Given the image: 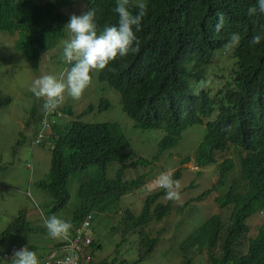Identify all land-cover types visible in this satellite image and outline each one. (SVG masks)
I'll use <instances>...</instances> for the list:
<instances>
[{"label":"trees","instance_id":"trees-1","mask_svg":"<svg viewBox=\"0 0 264 264\" xmlns=\"http://www.w3.org/2000/svg\"><path fill=\"white\" fill-rule=\"evenodd\" d=\"M79 1L85 4L79 15L90 8L96 10L98 33L106 25L118 24L116 0H0L1 37L11 38L36 69L35 61L42 54L51 52L61 40L68 41L66 25L72 15L67 10ZM145 2L147 15L136 32L139 52L110 63L114 71L101 70L97 79L118 93L121 110L133 127L161 133L156 151L149 159L138 156L119 123L80 119L107 109L109 102L104 97L97 105L86 104L75 113L69 105H62L59 111L68 120L46 123L49 130H43V139L49 141V168L36 183L53 199L48 212L68 201L71 178L94 166L88 177L74 178L76 205L69 219L74 235L85 214L95 209L103 212L109 203L148 182L150 178H144L152 177L150 165L177 144L185 127L203 123L199 143L180 164L191 161L198 168L211 166L215 179L177 207L213 195L216 211L197 221L173 252L179 264H264V40L250 43L253 36H264V15H248L257 0ZM220 13L225 22L217 32ZM233 33L240 35V43L230 51L231 66L217 76L222 82L215 88L206 81L209 72L204 69L212 65L218 52L226 51ZM9 101L0 89V107ZM41 119L42 115L37 116L33 123ZM112 162L120 165L114 177L108 178L105 169ZM131 168H136L134 177L126 176ZM178 169L171 170L174 180L180 177ZM164 191L155 188L144 195L137 213L124 210L121 234H136L139 260L153 250L161 232L151 235L143 227L171 211V200L159 201ZM19 226L17 220L7 225L0 241ZM89 246L92 251L99 245L93 238Z\"/></svg>","mask_w":264,"mask_h":264},{"label":"rangeland","instance_id":"rangeland-1","mask_svg":"<svg viewBox=\"0 0 264 264\" xmlns=\"http://www.w3.org/2000/svg\"><path fill=\"white\" fill-rule=\"evenodd\" d=\"M84 6V2L79 1L69 8L68 12L72 15H79V11H82ZM13 44L11 38L6 40L0 34V89L10 97V101L0 107V232L14 220H17V223L20 222V226L12 229L7 237L0 241V264H11L14 251L21 249L23 245L31 250L26 244V237L30 235V231L31 234L33 233L31 241L34 247H39L36 254L43 264L44 255L51 248L50 243L61 241L48 235L45 220L55 215L69 222L76 205L77 181L74 178L84 174L88 177L94 166H89L85 172L78 173L71 178L68 201L56 211L48 212L52 207L53 199L36 183L44 178L49 168V141L44 138L39 143H32V139L34 136L33 118L45 115L48 120L50 117L44 110L43 98L37 99L30 91V87L33 81L42 75H53L57 79L66 80L67 73L72 66L64 58V40H61L51 52L42 54L44 56H40L35 61L36 69H33L29 60L20 54ZM230 60V52H218L212 65L204 69L209 72L206 75V81L209 79L208 83L214 85L215 88L220 86L222 80L217 76L230 68ZM92 77V83L79 100L66 98L63 105H69L74 112H77L86 104L97 105L99 98L104 97L109 102L107 109L87 113L80 119L85 122L106 120L119 123L124 131L126 130L133 153L149 159L156 151L161 133L155 129L142 130L133 127L129 118L121 110L118 93L102 85L97 79V72L92 73ZM65 119L68 120V115L66 118L65 115L60 114L59 122L53 123H60ZM127 123L132 127L126 128ZM202 124L195 123L185 127L177 144L153 161L150 165L152 177L146 175L144 178V180L150 178L148 182L122 195L117 202L109 203L103 212L92 210L88 231H91L94 236V244L99 245L92 248V264H179L173 252L176 245L191 232L197 221L203 220L211 212L216 211L212 203L213 195H206L201 201H190L177 207L178 204H182L188 198L196 196L209 187L211 181L214 180L213 172L206 167L198 168L191 161L180 164L199 143L204 133ZM119 165L118 162L107 164L106 177L113 178ZM176 168H179L180 172L178 180L182 185V203L172 201L171 211L164 219L150 222L143 227L144 231L150 230L151 235L159 229L161 232L153 250L139 260L136 234L132 231L121 234L125 219L124 210L129 208L133 213H137L143 196L158 188L155 184L157 177L161 173ZM135 170L136 168L127 169L126 176H133ZM166 199L164 191L159 201L165 202ZM261 215L257 219L262 217ZM22 221L27 225V229H23ZM39 235L42 237H37ZM33 237L41 238L38 244ZM47 238H50L52 242L47 243L48 240L45 241Z\"/></svg>","mask_w":264,"mask_h":264},{"label":"clouds","instance_id":"clouds-1","mask_svg":"<svg viewBox=\"0 0 264 264\" xmlns=\"http://www.w3.org/2000/svg\"><path fill=\"white\" fill-rule=\"evenodd\" d=\"M133 8H138L139 10L134 13ZM114 11L118 14V24L106 25L99 33L95 9L90 8L81 15L70 14L72 16L66 25L70 40L65 42L63 53L65 61L72 67L67 73L66 80L57 79L53 75H42L36 78L30 87V91L37 99L43 98L44 110L50 117L47 120L45 115H42L41 122L33 123L37 129V134L35 135L34 133L32 143H39L43 139V130H49L47 122L48 124L59 122L61 114L59 107L63 105L66 98L74 100L81 98L84 91L92 83V73L106 68L109 71H114V69L109 68L110 63L127 57L129 53L134 54L139 52L140 41L136 36V32L141 30L142 19L147 15L145 0H116ZM248 15L250 17L264 15V0H257L256 5L249 7ZM224 22L225 16L220 13L215 26L217 32L221 30ZM240 39L241 37L238 33H233L230 42L225 46V50L230 52L235 46L239 45ZM261 40H264V36L258 34L251 38L250 43L257 45ZM73 113H75L74 110ZM205 167L213 172L215 179L216 173L214 168L211 166ZM155 184L158 188L165 190L168 200L182 203V185L179 180L173 179L172 171L161 173L157 177ZM87 214L90 215L88 225L90 227L92 212H88ZM83 218L78 223V226L81 224ZM44 223L51 238L62 240V243L57 248L63 247V253L56 255L51 250L42 260L43 264H55L52 259L61 258L68 252V240L72 239L75 235H71L73 225L55 215L47 218ZM89 227L87 232L90 234V238L93 239V234L91 231H88ZM87 249L90 256L89 263L92 264V251L89 245ZM11 264H41V261L36 252L25 247L14 251L11 257Z\"/></svg>","mask_w":264,"mask_h":264},{"label":"built area","instance_id":"built-area-1","mask_svg":"<svg viewBox=\"0 0 264 264\" xmlns=\"http://www.w3.org/2000/svg\"><path fill=\"white\" fill-rule=\"evenodd\" d=\"M90 222V215L83 218L81 224L75 228V235L68 240V252L61 258H54L55 264H90L88 245L91 241L87 232Z\"/></svg>","mask_w":264,"mask_h":264},{"label":"crops","instance_id":"crops-1","mask_svg":"<svg viewBox=\"0 0 264 264\" xmlns=\"http://www.w3.org/2000/svg\"><path fill=\"white\" fill-rule=\"evenodd\" d=\"M21 224L24 225L23 229H27V225L24 223V221H22ZM32 235H33V233L31 234V231H30V235H28V236L26 237V240H27L26 244L31 248V250H33V251L36 252V251H38V248H39V247H37V246L34 247V243H32V241H31V239H32ZM37 237H42V236L39 235V236H37ZM33 239H34V240L37 242V244H38V242H39V240H40L41 238H34V237H33ZM46 240H48L47 243L52 242L50 238L45 239V241H46ZM57 242H58V241H57ZM57 242L50 243V244H52V245H51V248L47 250V253L44 255V258L48 255V253H49L51 250L54 251L56 255H60V254L63 253V251H64V248H63V247H59V248H57V246H59V245L62 243V240L59 241L58 243H57ZM23 246H24V247H23ZM23 246H22L21 248H25V245H23ZM32 246H33V247H32ZM26 247H27V246H26ZM54 248H55V249H54Z\"/></svg>","mask_w":264,"mask_h":264}]
</instances>
